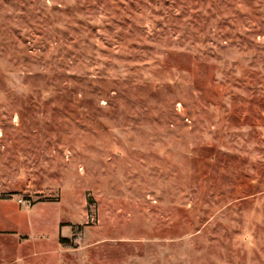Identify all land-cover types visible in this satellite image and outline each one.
Wrapping results in <instances>:
<instances>
[{
  "label": "rangeland",
  "instance_id": "1",
  "mask_svg": "<svg viewBox=\"0 0 264 264\" xmlns=\"http://www.w3.org/2000/svg\"><path fill=\"white\" fill-rule=\"evenodd\" d=\"M0 264H264V0H0Z\"/></svg>",
  "mask_w": 264,
  "mask_h": 264
},
{
  "label": "crops",
  "instance_id": "2",
  "mask_svg": "<svg viewBox=\"0 0 264 264\" xmlns=\"http://www.w3.org/2000/svg\"><path fill=\"white\" fill-rule=\"evenodd\" d=\"M1 230H2V231H6V232H12L11 234H13V235H17V234H19V233H18V230L15 229V228L12 227V226H7V227H5V228H2Z\"/></svg>",
  "mask_w": 264,
  "mask_h": 264
},
{
  "label": "trees",
  "instance_id": "3",
  "mask_svg": "<svg viewBox=\"0 0 264 264\" xmlns=\"http://www.w3.org/2000/svg\"><path fill=\"white\" fill-rule=\"evenodd\" d=\"M61 240H62V241H67V239H65V238H62Z\"/></svg>",
  "mask_w": 264,
  "mask_h": 264
}]
</instances>
